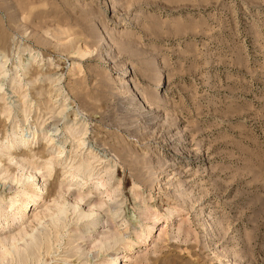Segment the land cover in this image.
I'll list each match as a JSON object with an SVG mask.
<instances>
[{"label":"rangeland","instance_id":"rangeland-1","mask_svg":"<svg viewBox=\"0 0 264 264\" xmlns=\"http://www.w3.org/2000/svg\"><path fill=\"white\" fill-rule=\"evenodd\" d=\"M0 151V264H264V0H0Z\"/></svg>","mask_w":264,"mask_h":264},{"label":"bare ground","instance_id":"bare-ground-1","mask_svg":"<svg viewBox=\"0 0 264 264\" xmlns=\"http://www.w3.org/2000/svg\"><path fill=\"white\" fill-rule=\"evenodd\" d=\"M14 135V134H13ZM53 134H50V136H52ZM53 140V139H52ZM51 140V141H52ZM19 144H22V141H17L16 140V137H13V140H12V142L10 143V148H16V146H18ZM9 149V148H8ZM17 149V148H16ZM7 150V149H6ZM12 150V149H11ZM2 151V150H1ZM0 151V152H1ZM9 151V150H8ZM19 151V150H18ZM43 181V180H42ZM41 181V182H42ZM45 181H46V179H45ZM100 182V181H99ZM98 182V185H97V187L99 186H101V188L102 187H104V185L103 184H101V183H99ZM33 183V182H32ZM32 183L31 184H28L27 186H24V189L23 190H21V193H22V195H23V197L25 198V199H27V200H23L22 201V204H24V206L22 207V209L20 208V209H16V211H13V212H11V214H10V219H11V223L12 224H15V222L16 221H21V220H23L24 218H28V212H26V208L25 207H27V203H29L30 205H29V208L30 209H32V207L33 208H35V207H37L38 206V202L39 201H41L42 199H43V196L44 195H46V191H43V188L42 189H35V190H32L30 193H25V192H27L26 191V189L27 188H29V187H31V186H33L32 185ZM6 187V186H5ZM4 189V188H3ZM10 191V190H9ZM107 191V190H106ZM21 193H20V195H21ZM106 193V192H105ZM18 195H16V197H17ZM17 199V198H16ZM1 200H3L2 198H1ZM12 201V200H11ZM112 201V199L110 198V196L106 193L105 195H104V200L102 201V204H104V205H106V203H108V202H111ZM2 202V201H1ZM11 203H13V201L11 202ZM15 203V202H14ZM11 206H13V205H11ZM98 206V205H97ZM103 205H100L99 204V206H98V209H100L101 207H102ZM29 208H28V210H29ZM12 210V209H11ZM34 210V209H33ZM35 211V210H34ZM106 212H108V213H111V212H114V209L112 208V207H107L106 208ZM114 214H116V212H114ZM8 217V216H7ZM84 217V216H83ZM108 217L109 216H107V220H106V222H109L108 221ZM117 225L116 226H119V223H121L122 222V218L121 219H119V217H117ZM95 221H91V224H93ZM134 222V225L135 224H138V222L136 221V220H134L133 221ZM10 223V224H11ZM107 224V223H106ZM115 224V223H114ZM111 224H109L108 223V227L110 226ZM92 226H95V224H93ZM103 227V226H102ZM105 227H107V225L105 226ZM94 228V227H93ZM116 228V227H115ZM118 228V227H117ZM153 230V227H150L149 229H148V232H147V237H151L150 236V234L152 233L151 231ZM116 231H118V230H114V234H112V235H109V234H107L106 236H105V240H106V242H108V241H114V243H118V242H121V241H123V237H124V233L122 232V236L121 237H119V233H117ZM157 230H155L154 231V233L156 232ZM159 231L160 232H162V231H164V229H159ZM142 235V234H141ZM140 236L139 237H137L136 238V240L132 243V245H134V246H136V245H138L141 241H140ZM104 240V241H105ZM87 245V244H86ZM83 246H79V249H77V247H76V249L77 250H79L80 251V248H82ZM93 248H101V243H99L97 246H95V245H93V247H92V249ZM136 248V247H135ZM78 253V252H77ZM80 253V252H79ZM90 253H92V251L90 250L89 252H88V254H90ZM84 254V253H83ZM83 254H81V255H83ZM94 254V253H93ZM73 255V254H72ZM79 255V254H78ZM87 256V255H86ZM92 256V255H91ZM4 257V256H3ZM75 257V256H74ZM76 258H78V257H76ZM82 258V257H81ZM2 259V258H1ZM71 259V258H70ZM76 260H79V259H76ZM76 260H75V262H76ZM83 260V259H82ZM129 260V259H128ZM65 261V260H64ZM67 261V260H66ZM69 261V260H68ZM84 263L83 264H88V263H91V261H90V259L89 258H87L86 257V259H84ZM122 261H124V262H126L127 260H126V257H121V253H119V254H117L115 257H114V259H113V263L112 264H121V262ZM78 262V261H77ZM65 264V263H64ZM67 264V263H66ZM70 264V263H69ZM72 264V263H71ZM76 264V263H75ZM78 264V263H77ZM80 264V263H79Z\"/></svg>","mask_w":264,"mask_h":264}]
</instances>
